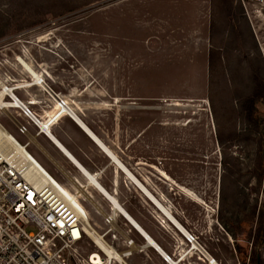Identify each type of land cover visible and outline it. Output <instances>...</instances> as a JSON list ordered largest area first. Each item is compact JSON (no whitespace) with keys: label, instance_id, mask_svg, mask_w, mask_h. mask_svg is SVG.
<instances>
[{"label":"rangeland","instance_id":"374dc122","mask_svg":"<svg viewBox=\"0 0 264 264\" xmlns=\"http://www.w3.org/2000/svg\"><path fill=\"white\" fill-rule=\"evenodd\" d=\"M247 2L0 0V92L36 83L20 59L31 66L191 234L201 251L125 173L116 175L113 160L69 132L87 169L179 264H211L207 256L264 264V235L253 239L264 210V104L256 105L259 128L243 110L264 82V61ZM17 114L0 112V123L25 144L7 117ZM63 170L57 176L98 235L120 252L126 236L134 241L128 264H164L79 171ZM98 252L105 257L90 238L80 250L85 259Z\"/></svg>","mask_w":264,"mask_h":264},{"label":"built area","instance_id":"2783aa9c","mask_svg":"<svg viewBox=\"0 0 264 264\" xmlns=\"http://www.w3.org/2000/svg\"><path fill=\"white\" fill-rule=\"evenodd\" d=\"M250 1L245 3V9L264 61V0ZM58 101L69 108L59 96ZM18 109L21 113L17 116L7 117L19 134L28 136L30 123L22 122L20 117L29 119L37 128L38 124L22 102ZM4 110L0 108V112ZM28 145L21 144L0 123V264H94L95 253L88 259L80 253L87 238L92 239L89 230L94 232L89 212L74 207L63 197L60 186L71 191L72 187L48 173L29 153ZM107 224L111 226L110 219ZM116 238L112 234L111 239ZM123 243L126 252L107 246L119 252L124 262L115 256L107 257L99 247L105 257L100 252L96 254L104 264H128L125 259L133 255L134 241L126 236Z\"/></svg>","mask_w":264,"mask_h":264},{"label":"crops","instance_id":"0c3cea01","mask_svg":"<svg viewBox=\"0 0 264 264\" xmlns=\"http://www.w3.org/2000/svg\"><path fill=\"white\" fill-rule=\"evenodd\" d=\"M30 74V73H29ZM31 75V74H30ZM40 76V75H39ZM31 77L33 78V80H35V77H33L31 75ZM41 77V76H40ZM17 89H21L20 92L18 93L19 97L22 99H19L18 95L15 93V88L12 89V91L14 92V94L17 96L19 102L23 103L32 113L33 117L35 120L38 121V136L35 137L34 133H31L30 136L28 137V140L26 143H29L28 148L31 147L32 150L29 151V153L38 161V163L48 172L50 173L53 177H55L57 180L60 181L58 175V172H63V168H74L75 170L79 171L80 174L87 180V182L89 183L90 180L88 179V177L86 176V174H84L85 172L82 171V168L88 173H91V171H89L86 167V162L85 160L82 158L81 156V149L79 145H87V146H92L93 148H95L96 150H98V152L105 154L108 156V158L110 159V161H114L115 165H116V175L119 174V172H123L127 175V173L122 170L123 168L118 164V162L115 159H118L119 162H121L119 160V158L116 156L115 153H113L104 143V141H102L93 131L92 129L87 125V123H85L83 121V119L77 115L75 113V111L69 106L67 112L62 111L58 113V110L60 109L59 107V101L57 96L53 95L52 92L48 91L47 88L45 86H41L40 84H36V83H29L26 84L24 86H20ZM40 86V87H39ZM25 90H31L32 92L35 93L36 98L35 99H31L28 98V96H26L24 94L23 91ZM50 92V93H49ZM39 95V97H38ZM60 97V96H59ZM41 98V99H40ZM62 99V98H61ZM41 100L45 103V105L40 106L41 104H39L41 102ZM64 100V99H63ZM65 101V100H64ZM32 102V103H30ZM43 103V104H44ZM56 104V105H55ZM48 108H45L44 106H46ZM11 109H18V108H11ZM19 113L20 110H19ZM52 119L53 124L50 126L44 125L43 122H46L48 120ZM20 120L22 122L28 121L30 123L31 126V130L36 129L37 127L30 122L29 119L21 116ZM40 125H44L47 127L49 134L44 132L41 128ZM71 131V134L75 136H77L79 138L78 144L76 143L75 140H73L72 137L68 136L69 132ZM93 133H92V132ZM52 135L54 138H52ZM72 135V136H73ZM55 139V140H53ZM57 139V141H56ZM104 144L106 146V148L114 155V157L108 153L107 151H105L106 149L103 147ZM60 145L65 148L69 154H71V156L73 158H75L72 160V158L62 150V148L60 147ZM105 151V152H104ZM122 163V162H121ZM123 164V163H122ZM124 165V164H123ZM125 166V165H124ZM82 167V168H80ZM126 167V166H125ZM120 169V170H119ZM126 169L131 172L127 167ZM83 173V174H82ZM132 173V172H131ZM133 174V173H132ZM87 177H85V176ZM94 175V174H93ZM134 175V174H133ZM97 178L98 183L99 179L98 176L94 175ZM128 176V175H127ZM135 176V175H134ZM129 180H132L129 176H128ZM137 179V178H136ZM138 180V179H137ZM76 181V182H75ZM61 182V181H60ZM132 182L136 185V187L141 190V192H143L146 200H148L149 202H151L152 204H154V201L148 197V195L146 193H144V190L139 186V184L132 180ZM74 185H77V188H80L81 186H78V181L77 180H73ZM115 184H117V180L115 181ZM141 184V183H140ZM67 185V184H66ZM90 186L91 183H89ZM107 193L111 194V196H113V198L115 197V200H117V202H114L112 200H110V198H108L103 192L102 190L101 193L104 195H102L94 186L93 189H95L96 192H98L105 200H107L109 203L112 204V209L113 211H115V209H117L118 211H120V215H123L122 217L128 222V224L132 227V229L134 231H136L137 234H135L137 239H141L142 241H144V243L146 244V247L148 249L147 255L149 252L153 253V251L155 252V254H157L162 262L164 264H169V262L166 260V258L163 257V255L154 249V246H152V243L149 241L148 238H146L144 236V234L142 233L145 232L150 238L151 240L155 241L161 248L162 250L171 258V256L164 250V248L140 225V223L138 221H136L129 213L128 211L122 207V205L119 203L118 199L116 198V194L111 193L110 191H108L101 183L99 184ZM142 185V184H141ZM69 186V185H67ZM144 186V185H142ZM145 187V186H144ZM146 188V187H145ZM68 191H70L72 193L71 190L67 189ZM146 190L148 191V189L146 188ZM149 192V191H148ZM151 194V193H150ZM152 195V194H151ZM154 196V195H152ZM155 198V197H154ZM153 201V202H152ZM78 203L79 205L83 208V204L81 202V200L78 197ZM118 203V204H117ZM115 204V205H114ZM94 205L96 206V203H94ZM118 205L120 208H122V210L118 209ZM155 206H157L156 204H154ZM96 212L100 213L98 210V207L96 206ZM115 208V209H114ZM84 209V208H83ZM85 211H87L86 209H84ZM123 211H125L126 213H128L131 218L134 220V222H136L135 224H137V226L139 228H141V230H139V228L131 221L127 218L126 215H124ZM117 213V212H116ZM91 220V219H90ZM90 226L93 228V230L95 232H97L95 230V228L93 227L92 223L89 222ZM136 226V227H135ZM96 227V226H95ZM177 228V227H176ZM141 231V232H140ZM139 232V233H138ZM182 233V232H181ZM98 234V233H97ZM182 235L185 237V235L182 233ZM185 239L188 240V237H185ZM190 242V241H189ZM192 244V242H191ZM193 245V244H192ZM150 249V251H149Z\"/></svg>","mask_w":264,"mask_h":264},{"label":"bare ground","instance_id":"6f19581e","mask_svg":"<svg viewBox=\"0 0 264 264\" xmlns=\"http://www.w3.org/2000/svg\"><path fill=\"white\" fill-rule=\"evenodd\" d=\"M20 62H21V64H23L24 65V67L26 68V70L28 71V73H30L33 77H35V81H36V84H40V85H42L44 82H42V78L31 68V66H29L28 64H26V62H24L22 59H20ZM40 82H42V83H40ZM2 91L0 92V108H3V109H5L6 110V108H19V106L21 105V103L19 102V100H18V98H17V96L14 94V92L12 91V89H10V88H8L6 85H3V87H2ZM5 96H9V99L10 98H13L14 99V101H12V100H10V101H12L11 103H7L6 101H5V99H4V97ZM59 107L61 108V110H63V111H65V112H67V110H68V108L66 107V106H60L59 105ZM36 122L38 123V121L36 120ZM41 126V128H42V130L44 131V132H46V133H48L49 134V131H48V129H47V127L46 126H44V125H40ZM92 132V131H91ZM93 133V132H92ZM52 138H54L53 137V135H52ZM53 140H55V139H53ZM56 141H57V139H56ZM103 145V147L106 149L105 151H107L108 153H110L113 157H114V155L106 148V146L104 145V144H102ZM60 147L62 148V150L64 151V152H66L71 158H72V160L74 159V162H76L75 161V158H73L72 156H71V154H69V152L65 149V148H63L61 145H60ZM104 151V152H105ZM117 162H118V164L123 168L122 170H124L126 173H127V175L132 179V180H134V181H136L138 184H139V186L144 190V193H146L147 195H148V197H150L153 201H154V204H156L157 206H159V208L161 209V211L166 215V216H169L168 218H169V220H170V223L173 225V226H175V227H177V229H180V231L185 235V237L187 236L190 240V242H192V244H193V246H194V249H196V250H200V248L198 247V245H197V243H196V241L195 240H192V238H191V234L190 233H188V231L186 230V229H184L183 227H182V225L177 221V219H175L165 208H164V206L156 199V198H154V196H152L151 194H150V192H148L147 190H146V188L144 187V186H142L141 184H140V182L136 179V177L131 173V172H129L127 169H126V167L121 163V162H119L118 161V159H115ZM117 165V164H116ZM41 167V166H40ZM80 168H82V167H80ZM86 170V169H85ZM83 168H82V171H84L85 173L84 174H86V176L88 177V179L90 180V182L89 183H91V185L92 186H94L100 193H101V191L100 190H102V192L108 197V198H110V200H112V201H114V202H117V200H115V197L113 198V196H111V194H109V193H107L99 184L100 183H98V181H97V178L93 175V174H91V173H88V171L86 172ZM120 170V169H119ZM83 174V173H82ZM164 174V173H163ZM85 176V175H84ZM85 176V177H86ZM86 177V178H87ZM74 180V179H73ZM56 182V181H55ZM76 182V181H75ZM78 184V183H77ZM60 189L62 190V193H63V197L64 198H66L67 200H68V202L70 203V204H72L74 207H76V208H78V209H80V210H82L83 212H85V210L79 205V203H78V196L77 195H75L74 193H71L70 191H68L67 189H65V188H63V187H61L60 186ZM102 194V193H101ZM103 195V194H102ZM104 196V195H103ZM152 201V202H153ZM118 204V203H117ZM115 205V204H114ZM115 209V208H114ZM118 209L119 210H122V208H120L119 207V205H118ZM114 212H117V213H120V211H118L117 209H115V211ZM123 213H124V215H126L127 216V218L129 219V220H131L134 224L136 223V222H134V220L131 218V216L128 214V213H126L125 211H123ZM121 214V213H120ZM121 216H123V215H121ZM110 219H112V218H110ZM136 226H137V224H135ZM135 226V227H136ZM139 226V225H138ZM137 226V227H138ZM92 228V227H91ZM139 228V227H138ZM93 229V228H92ZM139 230H141V228H139ZM142 231V230H141ZM140 231V232H141ZM89 233H90V235H91V237H92V239H93V241L98 245V247L101 249V250H103L104 251V253L106 254V256L107 257H109V258H113L114 256L119 260V261H121V262H124V260L121 258V256H120V254H119V252H117L115 249H113V248H110L109 246H107V243L105 242V240L103 239V237H101V236H99L98 234H97V232H93V231H91V230H89ZM139 233V232H138ZM142 233L144 234V236L146 237V238H148L149 239V241L152 243V246H154V249L157 251V253L158 252H160L162 255H163V257L164 258H166V260L169 262V264H179V263H177V262H175L172 258H170L163 250H162V248L155 242V241H153V240H151V238L145 233V232H143L142 231ZM194 239V238H193ZM201 251V250H200ZM207 257H209L208 259L210 260V262H211V264H218L212 257H210V256H207ZM92 261L94 262V264H104L105 262L103 261V259L98 255V254H96L95 253V255H93V257H92ZM107 263H108V261H107Z\"/></svg>","mask_w":264,"mask_h":264},{"label":"trees","instance_id":"16d2710c","mask_svg":"<svg viewBox=\"0 0 264 264\" xmlns=\"http://www.w3.org/2000/svg\"><path fill=\"white\" fill-rule=\"evenodd\" d=\"M259 86L257 92H255L250 98L246 99V101L243 104V110L246 117L254 126H256V128L260 127V123L258 122L257 119L258 110L256 108V105L260 102L264 104V82L260 83ZM263 219H264V210H262L259 213L258 226H257L258 228L256 229L255 234L253 233V239L256 243L259 242L264 235ZM251 264H261V263H258L257 258L252 257Z\"/></svg>","mask_w":264,"mask_h":264},{"label":"snow or ice","instance_id":"6c2138e0","mask_svg":"<svg viewBox=\"0 0 264 264\" xmlns=\"http://www.w3.org/2000/svg\"><path fill=\"white\" fill-rule=\"evenodd\" d=\"M31 197H29V199H30Z\"/></svg>","mask_w":264,"mask_h":264},{"label":"water","instance_id":"95a60500","mask_svg":"<svg viewBox=\"0 0 264 264\" xmlns=\"http://www.w3.org/2000/svg\"><path fill=\"white\" fill-rule=\"evenodd\" d=\"M57 98H58V96H57Z\"/></svg>","mask_w":264,"mask_h":264}]
</instances>
